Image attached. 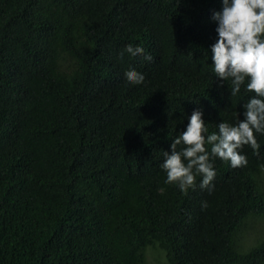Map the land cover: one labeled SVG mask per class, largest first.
Returning a JSON list of instances; mask_svg holds the SVG:
<instances>
[{"label":"trees","instance_id":"obj_1","mask_svg":"<svg viewBox=\"0 0 264 264\" xmlns=\"http://www.w3.org/2000/svg\"><path fill=\"white\" fill-rule=\"evenodd\" d=\"M221 0H0V264H264V135L211 192L165 184L194 109L209 131L252 93L212 71ZM132 44L152 56L120 59ZM135 67L144 83L129 85ZM180 146H178L179 148ZM202 202L207 206L202 207Z\"/></svg>","mask_w":264,"mask_h":264},{"label":"clouds","instance_id":"obj_2","mask_svg":"<svg viewBox=\"0 0 264 264\" xmlns=\"http://www.w3.org/2000/svg\"><path fill=\"white\" fill-rule=\"evenodd\" d=\"M221 4L211 15L217 33L210 46L212 71L219 85L230 83V95L236 96L242 85L252 95L241 105L243 119L237 117L235 123L221 120L216 131H209L202 110L194 109L187 116L184 130L172 139L170 152H163L159 165L164 183L174 184L181 192L194 189L197 176L199 187L211 192L216 176L214 160L227 161L233 168L245 166L242 147L248 145L258 154L256 136L264 135V0H221ZM125 55L152 60L143 48L132 44L120 52L122 61ZM124 77L130 86L145 81V75L135 67ZM201 206L206 207V202Z\"/></svg>","mask_w":264,"mask_h":264},{"label":"rangeland","instance_id":"obj_3","mask_svg":"<svg viewBox=\"0 0 264 264\" xmlns=\"http://www.w3.org/2000/svg\"><path fill=\"white\" fill-rule=\"evenodd\" d=\"M264 237V218L254 219L249 222L245 228L243 235V245L240 242L241 247L245 250L250 246V240L260 239ZM250 239V240H249ZM147 264H168L165 261L164 254L156 250L149 249L146 253Z\"/></svg>","mask_w":264,"mask_h":264}]
</instances>
